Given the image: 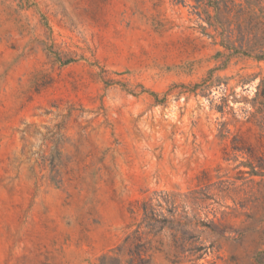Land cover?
Instances as JSON below:
<instances>
[{"label": "rangeland", "instance_id": "374dc122", "mask_svg": "<svg viewBox=\"0 0 264 264\" xmlns=\"http://www.w3.org/2000/svg\"><path fill=\"white\" fill-rule=\"evenodd\" d=\"M223 17L0 0V264H264V56Z\"/></svg>", "mask_w": 264, "mask_h": 264}, {"label": "trees", "instance_id": "16d2710c", "mask_svg": "<svg viewBox=\"0 0 264 264\" xmlns=\"http://www.w3.org/2000/svg\"><path fill=\"white\" fill-rule=\"evenodd\" d=\"M195 0L196 8L212 7L219 15H223V20L220 26L225 29L228 36L223 40L226 49H233V44L230 41V35L237 33V48L239 51H258L261 56H256L261 59L264 56V11L258 5L261 0ZM258 8L259 13L255 11ZM127 238L125 242H127ZM120 250V249H119ZM131 255L137 256L140 260L139 245H137ZM105 258V257H104ZM103 258V259H104Z\"/></svg>", "mask_w": 264, "mask_h": 264}]
</instances>
